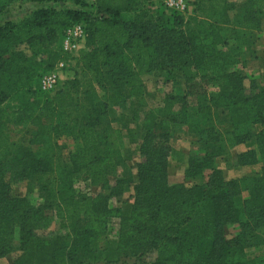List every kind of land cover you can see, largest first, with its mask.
Instances as JSON below:
<instances>
[{
    "label": "trees",
    "instance_id": "1",
    "mask_svg": "<svg viewBox=\"0 0 264 264\" xmlns=\"http://www.w3.org/2000/svg\"><path fill=\"white\" fill-rule=\"evenodd\" d=\"M28 1L69 2L80 9L40 8L19 22L0 24V106L8 100L19 102L13 121L0 124V258L12 251L16 226L19 255L12 264H92L99 259L94 254L105 248H100L101 234L86 228L76 229L69 244L65 240L70 236L49 240L38 235L28 224L26 200L11 195L5 181V159L13 157L19 177L34 179L45 191V203L61 200L54 205L58 219L71 223L88 213L114 212L121 224L130 221L128 232L121 230L116 259L107 264H116L120 258H132L136 264L151 256L150 264H264V253L252 259L244 254L254 234L264 236V84L250 82L245 88V76L236 69L245 66L254 33L264 31V0H191L190 15L170 12L168 17L155 0ZM4 2L7 6L10 0ZM73 24H81L86 34L83 50L70 59L83 71V78L69 79L60 88L59 81L50 92L53 96L39 106L40 113L28 115L27 104H21L22 92L37 94L38 78L54 69L44 55L58 39L56 63L69 64L70 57L61 50V37ZM22 45L26 52L20 49ZM149 48L157 68L177 73L184 89L166 97L159 109L145 117L134 203L124 210H109L110 197L121 194L127 181L115 178L112 186L99 174H92L90 182L101 183L105 193L64 199L70 189L60 187L71 183L70 175L99 171L102 141L95 128L103 124V116L109 109H125V103L126 109L132 108L143 97ZM91 80L104 85L103 102L93 101ZM18 126L24 132L17 133L18 141L12 142L10 134ZM69 130L75 132L79 144L68 155V170L59 179L50 160L32 149L45 138L54 140ZM179 130L202 151V155L189 156L185 170L189 180L208 171L201 185L171 186L167 181L169 139ZM105 131L109 134L102 139L106 146L117 149L122 131L128 142H134V130L127 126L107 124ZM239 145L256 149L233 154ZM113 156L106 169L116 166L119 152ZM216 162L234 168L261 162V168L255 175L225 180ZM51 221L44 216L41 228ZM231 223L239 231L226 238L224 227Z\"/></svg>",
    "mask_w": 264,
    "mask_h": 264
},
{
    "label": "rangeland",
    "instance_id": "2",
    "mask_svg": "<svg viewBox=\"0 0 264 264\" xmlns=\"http://www.w3.org/2000/svg\"><path fill=\"white\" fill-rule=\"evenodd\" d=\"M6 0H0V6L2 11L0 12V24L5 21L19 22L22 19L28 17L32 12L40 8H53V9H80L78 6H75L69 2L66 3H33L28 0H7L8 4L6 6ZM237 1V0H230ZM88 2V1H87ZM238 2V1H237ZM33 4V5H30ZM50 4H54L51 6ZM157 4V1H155ZM86 11H89L86 9ZM189 14H183L188 16ZM170 13H165V16H169ZM264 24V23H263ZM264 27V25H263ZM59 39L49 45L46 49L44 59H48L53 64L54 68L56 66V61L60 56V45ZM24 45L20 46V49L26 50ZM83 50V49H82ZM26 52V51H25ZM152 49L146 50L147 58L144 67V74L142 76L144 94L140 100H136L132 108L126 109L128 104L125 103V109H112L103 116V124L98 125L95 128L96 133L100 136L102 141V147L100 148L101 159L99 160V171L93 173L91 170L83 173L77 174H66L70 175L71 183H64L60 188L64 190L69 188L70 190L65 193L63 196L64 199L68 200L73 198L74 200L89 198L96 194H102L105 191L101 183L92 184L90 182V177L92 174L100 175L109 180L110 184L113 186V180L115 178H125L127 185H124L122 188L121 194L118 196L110 197L107 208L109 210H124L128 206H131L134 203V186L137 183V167L136 165L141 161V155L139 153V142L143 138L142 125L144 123L146 115H148L152 110L159 109L166 97L175 96L181 93L184 89V84L179 75L175 72L171 74L160 71L155 63V55ZM240 66L236 69L239 70ZM72 78H83V71L76 65L73 60H70L68 64V70L62 71V77L60 80L59 88L63 85L64 82ZM87 80V79H86ZM94 88V94L92 99L94 102H103L106 98V91L102 90L104 85L96 84L94 80L90 81ZM245 88L249 87V83L245 84ZM262 85V84H259ZM34 88H38V85H34ZM37 90V89H36ZM54 93L44 94L37 90V94L30 92H22L21 104H27L29 115H36L40 113L39 106ZM132 97V96H131ZM130 97V98H131ZM19 102L16 100H8L0 106V124L3 122L13 121L15 117L14 113L18 111ZM121 106V105H120ZM27 122V120H26ZM25 123V122H24ZM22 123V127H27L26 124ZM111 125L113 128H118L121 125L127 126L134 130V142L130 143L127 137H125V131H122L124 136L119 140L117 149L112 146H106L103 144V140L109 138V134L105 131V125ZM15 127V130H12L10 138L12 142H17L18 138L14 137L17 133H23L24 130H20V127ZM28 133V132H27ZM75 132L69 130L66 133L56 137L54 140H42L41 143L32 149L34 152H38L41 156H45L50 160V164L53 168V171L57 178L63 179L64 174L67 172L69 163L68 155L76 151L79 141L74 139ZM186 135L183 131H176L171 133L169 139V146L171 152L168 156L167 162V181L169 185H184V186H193L194 183L189 182L185 178V170L188 165V160L185 159V156L181 153L183 151H189L194 155H202V151L195 144L193 148L188 147L187 142L190 141V138H184ZM103 139V140H102ZM10 141V140H9ZM10 141V142H11ZM55 144V145H54ZM244 151L247 148L256 149L255 146H247L246 148L241 147ZM239 149H233V154L240 153ZM118 151L119 158L115 160V167L105 168V164L110 157H113V153ZM243 152V151H241ZM55 160V161H54ZM216 167L224 173L225 177L235 175V173L229 170L230 166L222 162H216ZM261 162L257 163L253 169H250L253 172H260ZM19 168H17L16 163L13 161V157H7L5 159V181L9 185L11 195L19 198H24L26 200V206L29 210L28 213V224L33 226L37 231V234L45 237L49 240H53L55 237L64 238L65 236H70V238L65 242L69 244L72 236L76 229H90L95 233H100L102 242L101 246L105 248L94 254V257L99 259L94 261L92 264H107V262H113L116 259V247L120 241V234L123 228H126V232L130 229V221L125 224H121L120 218L114 212H109L108 214L102 215L98 213L96 215H91L90 213L82 215L78 221L71 222L69 220H60L55 217L57 208L55 204L61 202V200H53L51 202L45 203V191H42L38 186V183L34 179L22 180L19 175ZM256 173V174H257ZM247 193L243 192L242 198H246ZM46 204H52V208H47ZM50 217L52 219L50 225L43 229L41 228V219L44 217ZM239 231V226L236 223L227 224L224 227V233L226 238L234 237ZM19 238L20 230L16 226L13 229V234L11 237L12 251L0 258V264H12V262L18 257L19 252ZM264 253V236L261 234H254L252 238L251 248L245 251V258L252 259L255 256L261 255ZM154 256L148 257L145 260L143 258L136 264H150ZM112 264V263H111ZM116 264H134V259H124L120 258Z\"/></svg>",
    "mask_w": 264,
    "mask_h": 264
},
{
    "label": "built area",
    "instance_id": "3",
    "mask_svg": "<svg viewBox=\"0 0 264 264\" xmlns=\"http://www.w3.org/2000/svg\"><path fill=\"white\" fill-rule=\"evenodd\" d=\"M92 3L95 0H87ZM162 6L165 12H176L180 14H189L192 11L191 0H155ZM154 1V2H155ZM85 30L81 24H73L66 28L61 37V50L67 55L69 60L75 58L78 53L84 48ZM68 63L59 61L55 68L38 78V90L42 93L53 92L62 77V71L67 68Z\"/></svg>",
    "mask_w": 264,
    "mask_h": 264
},
{
    "label": "crops",
    "instance_id": "4",
    "mask_svg": "<svg viewBox=\"0 0 264 264\" xmlns=\"http://www.w3.org/2000/svg\"><path fill=\"white\" fill-rule=\"evenodd\" d=\"M33 5V4H30ZM53 6L54 4H50ZM238 70V69H237ZM239 71L242 72V74L245 76L244 83L248 84L250 82H255L257 84H264V31L254 33V39L253 42L247 51L246 56V64L242 68H239ZM188 147L194 146L193 141L187 142ZM241 147L246 148L245 145H239L235 149H239L238 151H244ZM190 151V150H189ZM188 150L185 152L181 150V153L185 156V159L188 160L189 156L192 155ZM218 163V162H217ZM256 165L253 166H244V167H229L231 171L235 173V175H231L228 177L224 176L225 180H231V179H239L242 177L252 176L255 175L257 172H253L250 169H253ZM208 171H205L200 176L195 177L194 179L189 180V182H193L196 185H201L207 181L208 178Z\"/></svg>",
    "mask_w": 264,
    "mask_h": 264
}]
</instances>
